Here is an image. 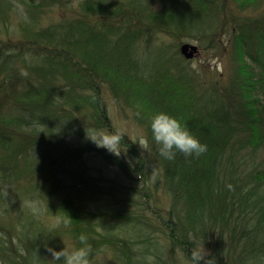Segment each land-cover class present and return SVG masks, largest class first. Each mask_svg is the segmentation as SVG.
I'll list each match as a JSON object with an SVG mask.
<instances>
[{
	"label": "trees",
	"instance_id": "obj_1",
	"mask_svg": "<svg viewBox=\"0 0 264 264\" xmlns=\"http://www.w3.org/2000/svg\"><path fill=\"white\" fill-rule=\"evenodd\" d=\"M147 35L169 41L175 68L140 62ZM185 39L230 66H195ZM108 89L149 137L142 149L124 134L130 158L72 139L117 128ZM161 110L207 151L162 157ZM82 231L94 264H187L204 243L218 264H264V0H0V264H49L48 245L78 246Z\"/></svg>",
	"mask_w": 264,
	"mask_h": 264
},
{
	"label": "clouds",
	"instance_id": "obj_2",
	"mask_svg": "<svg viewBox=\"0 0 264 264\" xmlns=\"http://www.w3.org/2000/svg\"><path fill=\"white\" fill-rule=\"evenodd\" d=\"M21 14L27 19V13L20 6ZM26 59L31 57V53H25ZM23 74L27 75V71L23 70ZM151 139L157 144L160 155L168 160L176 158L177 152H182L186 156L197 155L207 151L208 145L200 140V138L191 131L178 117L161 110L153 114L151 117ZM87 137L91 139L97 146L107 148L109 151L119 155L118 147L121 139L124 137L125 130L116 128L107 130L105 128H91L86 130ZM143 148H147L149 137L140 136L137 140ZM25 204L34 213L41 211V202L38 200H26ZM68 223V220L64 221ZM79 245L57 249L48 245V251L52 254L48 259L49 264H94L96 253L93 245L89 242V236L85 232H81L78 236ZM211 250L203 246H197L192 249L190 259L187 264H218L217 258L210 254Z\"/></svg>",
	"mask_w": 264,
	"mask_h": 264
},
{
	"label": "rangeland",
	"instance_id": "obj_3",
	"mask_svg": "<svg viewBox=\"0 0 264 264\" xmlns=\"http://www.w3.org/2000/svg\"><path fill=\"white\" fill-rule=\"evenodd\" d=\"M67 15H73V7H70L66 11H64ZM54 13H49L45 15L44 20H48L50 16ZM56 18V17H54ZM187 41L195 42L196 44L200 45L198 41L192 40V39H185ZM169 41H156L151 36H144L140 41L137 43L136 46V55L138 56L140 62L147 66L148 68H159L163 66H170V67H176L178 65L177 63L179 60L176 61L172 57L171 51L168 49H171V47H167V43ZM183 42V41H182ZM181 43V42H180ZM200 52L194 56L191 60V62L199 67V65L203 64V62H206V65H210L213 68H217L219 71L226 69L230 66V61L225 56L221 57L218 54V50L214 51L213 49H204L200 47ZM177 62V63H176ZM209 66V67H210ZM214 73V72H213ZM104 95L108 101L109 105V113L111 115V118L113 120L114 125H116L117 128L125 130V134H127L129 137L135 139L136 141L140 136H146L145 130L140 127L137 123H135L131 118L128 116L126 117L125 112L119 109L118 106H116L114 98H111V94L106 90L104 92ZM73 142L78 144H85L86 142L95 144L91 139L89 141H85L84 138H81L77 136L76 134L72 135ZM139 143V142H138ZM96 145V144H95ZM142 147V146H141ZM142 149H145L142 147ZM118 152H120L121 156L130 158V155L124 151L118 148ZM89 164L93 168V171L95 173H99L100 169L102 167H105L104 158L100 154H95L93 152L87 153L86 155ZM115 167H109V169H114Z\"/></svg>",
	"mask_w": 264,
	"mask_h": 264
},
{
	"label": "water",
	"instance_id": "obj_4",
	"mask_svg": "<svg viewBox=\"0 0 264 264\" xmlns=\"http://www.w3.org/2000/svg\"><path fill=\"white\" fill-rule=\"evenodd\" d=\"M181 51L187 58H191L198 51V46L190 42H185L181 45Z\"/></svg>",
	"mask_w": 264,
	"mask_h": 264
},
{
	"label": "bare ground",
	"instance_id": "obj_5",
	"mask_svg": "<svg viewBox=\"0 0 264 264\" xmlns=\"http://www.w3.org/2000/svg\"><path fill=\"white\" fill-rule=\"evenodd\" d=\"M106 30H107V32L109 33V34H112V32H113V30L112 29H110V27H107L106 28ZM137 62V65L139 66V67H141V65H140V62L139 61H133V64H135ZM107 88H108V85H107ZM108 92L111 94L110 96H111V98H113V95H114V93H113V91L111 92L109 89H108ZM104 95V94H103ZM104 99H105V102L108 104V101H107V99H106V97H105V95H104ZM258 107H260V108H262L263 109V107L262 106H260L259 104H258Z\"/></svg>",
	"mask_w": 264,
	"mask_h": 264
}]
</instances>
